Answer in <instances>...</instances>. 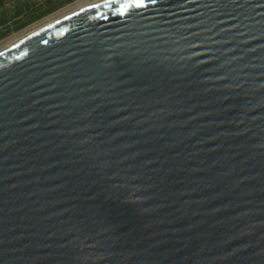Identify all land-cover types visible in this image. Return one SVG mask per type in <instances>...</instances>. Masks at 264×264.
Wrapping results in <instances>:
<instances>
[{
    "label": "water",
    "instance_id": "1",
    "mask_svg": "<svg viewBox=\"0 0 264 264\" xmlns=\"http://www.w3.org/2000/svg\"><path fill=\"white\" fill-rule=\"evenodd\" d=\"M0 264H264V0L86 6L0 51Z\"/></svg>",
    "mask_w": 264,
    "mask_h": 264
},
{
    "label": "trees",
    "instance_id": "2",
    "mask_svg": "<svg viewBox=\"0 0 264 264\" xmlns=\"http://www.w3.org/2000/svg\"><path fill=\"white\" fill-rule=\"evenodd\" d=\"M70 0H0V38L51 14Z\"/></svg>",
    "mask_w": 264,
    "mask_h": 264
},
{
    "label": "rangeland",
    "instance_id": "3",
    "mask_svg": "<svg viewBox=\"0 0 264 264\" xmlns=\"http://www.w3.org/2000/svg\"><path fill=\"white\" fill-rule=\"evenodd\" d=\"M98 0H70L66 2L55 12L46 15L45 17L38 19L32 24L22 29H12L6 36L0 38V51L12 45L16 41L22 39L28 34L38 30L39 28L63 17L72 12H75L83 7L97 2Z\"/></svg>",
    "mask_w": 264,
    "mask_h": 264
},
{
    "label": "snow or ice",
    "instance_id": "4",
    "mask_svg": "<svg viewBox=\"0 0 264 264\" xmlns=\"http://www.w3.org/2000/svg\"><path fill=\"white\" fill-rule=\"evenodd\" d=\"M155 2V0H153ZM145 3V0H98L95 4H90L88 7L94 9H108L111 12L119 13L124 15L130 8L142 6ZM100 12H97V15H100Z\"/></svg>",
    "mask_w": 264,
    "mask_h": 264
},
{
    "label": "bare ground",
    "instance_id": "5",
    "mask_svg": "<svg viewBox=\"0 0 264 264\" xmlns=\"http://www.w3.org/2000/svg\"><path fill=\"white\" fill-rule=\"evenodd\" d=\"M31 34V33H30ZM29 35V34H28Z\"/></svg>",
    "mask_w": 264,
    "mask_h": 264
}]
</instances>
